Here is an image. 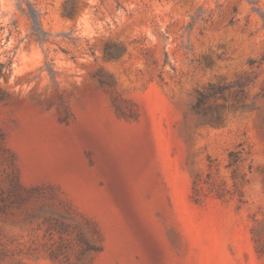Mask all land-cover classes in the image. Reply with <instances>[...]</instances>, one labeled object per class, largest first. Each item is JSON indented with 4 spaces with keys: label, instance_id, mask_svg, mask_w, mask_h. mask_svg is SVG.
<instances>
[{
    "label": "rangeland",
    "instance_id": "obj_1",
    "mask_svg": "<svg viewBox=\"0 0 264 264\" xmlns=\"http://www.w3.org/2000/svg\"><path fill=\"white\" fill-rule=\"evenodd\" d=\"M0 63V264H264V0H0Z\"/></svg>",
    "mask_w": 264,
    "mask_h": 264
},
{
    "label": "trees",
    "instance_id": "obj_2",
    "mask_svg": "<svg viewBox=\"0 0 264 264\" xmlns=\"http://www.w3.org/2000/svg\"><path fill=\"white\" fill-rule=\"evenodd\" d=\"M8 68V67H7ZM5 70V65L3 63H0V74H3ZM224 87L222 85H216V84H211L204 90L199 91L195 104L194 106L198 109H202L208 101L214 97L217 96L218 94H222L224 98L226 96L223 94ZM237 103L242 102V97L245 95L244 89L241 88L238 93H237ZM244 105H241L240 107H243ZM239 106H235L237 108ZM221 108L219 106H216L215 108L210 107L207 111L205 110L203 117L201 119V123H207V124H218L221 119H222V113H221Z\"/></svg>",
    "mask_w": 264,
    "mask_h": 264
}]
</instances>
